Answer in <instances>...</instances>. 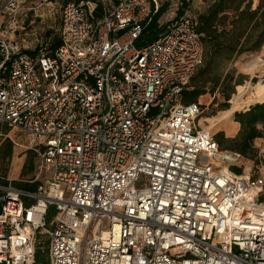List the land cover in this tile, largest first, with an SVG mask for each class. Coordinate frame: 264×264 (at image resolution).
Wrapping results in <instances>:
<instances>
[{
    "label": "built area",
    "instance_id": "2783aa9c",
    "mask_svg": "<svg viewBox=\"0 0 264 264\" xmlns=\"http://www.w3.org/2000/svg\"><path fill=\"white\" fill-rule=\"evenodd\" d=\"M24 4L0 7V127L47 176L35 192L0 176V264H38L45 234L50 264H264V175L233 172L183 102L205 59L193 20L139 49L158 0L71 2L61 46L32 56L13 37Z\"/></svg>",
    "mask_w": 264,
    "mask_h": 264
},
{
    "label": "rangeland",
    "instance_id": "374dc122",
    "mask_svg": "<svg viewBox=\"0 0 264 264\" xmlns=\"http://www.w3.org/2000/svg\"><path fill=\"white\" fill-rule=\"evenodd\" d=\"M5 0H0V7ZM118 0H113L117 2ZM168 3L167 12L160 20L161 25L174 24L186 17L197 20L214 0H186L188 6L184 8L183 0H158ZM258 0H254V8ZM64 4L60 0H25V4L18 13L19 31L13 35L26 50H36L49 53L51 40L46 39L48 32L54 36L61 35V18ZM184 8V15L177 18L178 10ZM8 19L0 16V27ZM207 60L198 69L188 83L191 90L196 84L201 85L207 79L206 94L199 97L202 105V116L198 126L211 129L216 141L224 133L228 139L223 150L229 151L237 157L234 167L244 170L251 169L255 176L264 175V126L259 125L261 138L255 139L248 148L247 155L241 154L244 138L238 137L240 125L235 122L237 113H245L250 108L262 103L264 99V47L259 52L246 53L226 60L225 56L216 59L211 68H207ZM257 61L255 66L252 62ZM249 64V65H248ZM220 77L217 86L215 77ZM240 81V84H238ZM234 91V93H232ZM231 99L227 104V96ZM264 101V100H263ZM234 139V140H230ZM33 139L22 131L0 127V174L13 182L15 186L29 188L40 183L47 175L42 171L39 154L33 149ZM51 225L48 227V230ZM49 240L48 235H42ZM50 242V240H49Z\"/></svg>",
    "mask_w": 264,
    "mask_h": 264
},
{
    "label": "trees",
    "instance_id": "16d2710c",
    "mask_svg": "<svg viewBox=\"0 0 264 264\" xmlns=\"http://www.w3.org/2000/svg\"><path fill=\"white\" fill-rule=\"evenodd\" d=\"M60 1L65 6L71 2L79 3L86 0ZM183 6L184 8L188 6L186 0H183ZM168 7L169 4L162 1L159 11L153 17L152 21L144 24L142 34L135 42L137 48L142 49L153 44L167 32L171 25H173L172 23L165 25L160 24V20L167 12ZM184 8L178 10L177 18L184 15ZM102 15V7L99 6L95 16L101 18ZM193 22L195 30L203 36L207 68H211L219 57L225 56L226 60H230L233 57L241 56L246 53L259 52L264 47V0H258V5L255 8L254 0H214L204 12L198 15L197 20ZM46 39L51 40L48 48L49 54H54L61 46V35L54 36V32L50 31L47 33ZM40 50L41 48H37L34 51L27 50L25 52L34 56L37 55ZM195 77L196 76L192 78L193 81ZM215 78L213 82L215 86H217L220 82V77L218 76ZM208 82L207 79H203L201 85L196 84L191 90L187 86L183 92V102L186 104L199 103V97L206 94ZM238 84H240V81H238ZM232 93H234V91ZM230 99L231 93L227 96V104ZM235 122L240 125L238 137L244 138V147L241 148L240 152L246 156L250 143L262 137L258 126H264V103L250 108V110L245 113H237ZM217 140L222 150L225 148V143L229 141L224 138V133H221V137ZM230 140L232 141L234 139ZM231 170L237 174L242 173V170L237 167H232ZM0 176L4 177L2 174H0ZM39 185L40 183H36L29 188L14 186L21 190L35 192ZM55 215V209L53 207L50 208L47 218L48 226H50ZM49 247V240L46 241L44 237L39 236L36 255L38 264H50Z\"/></svg>",
    "mask_w": 264,
    "mask_h": 264
},
{
    "label": "bare ground",
    "instance_id": "6f19581e",
    "mask_svg": "<svg viewBox=\"0 0 264 264\" xmlns=\"http://www.w3.org/2000/svg\"><path fill=\"white\" fill-rule=\"evenodd\" d=\"M255 66H257L258 65V62L257 61H253L252 62ZM249 65V64H248ZM264 100V99H263ZM262 100V103H264V101Z\"/></svg>",
    "mask_w": 264,
    "mask_h": 264
},
{
    "label": "crops",
    "instance_id": "0c3cea01",
    "mask_svg": "<svg viewBox=\"0 0 264 264\" xmlns=\"http://www.w3.org/2000/svg\"><path fill=\"white\" fill-rule=\"evenodd\" d=\"M261 104V103H260ZM238 130H240V129H238Z\"/></svg>",
    "mask_w": 264,
    "mask_h": 264
}]
</instances>
